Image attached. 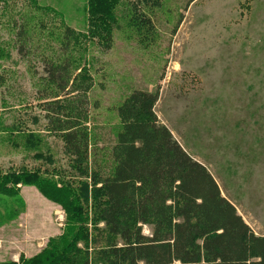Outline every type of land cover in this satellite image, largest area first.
<instances>
[{
	"label": "rangeland",
	"instance_id": "rangeland-1",
	"mask_svg": "<svg viewBox=\"0 0 264 264\" xmlns=\"http://www.w3.org/2000/svg\"><path fill=\"white\" fill-rule=\"evenodd\" d=\"M126 3L117 8L110 48L81 39L83 46L72 50L63 45L64 27L87 35L88 0H0V178L26 169L81 192L71 156L48 129L39 92L44 62L61 61L68 50L76 65L87 67L93 85L83 107L97 153L114 145L120 105L135 91L158 92L159 122L264 236V0H166L151 18L156 32L144 45L124 20ZM29 133L36 144L27 149ZM14 191L0 190V264L37 256L67 228L64 207L36 186L19 184ZM90 204L91 238H104ZM142 229L152 236L149 226ZM103 245L91 243L90 254Z\"/></svg>",
	"mask_w": 264,
	"mask_h": 264
},
{
	"label": "trees",
	"instance_id": "trees-1",
	"mask_svg": "<svg viewBox=\"0 0 264 264\" xmlns=\"http://www.w3.org/2000/svg\"><path fill=\"white\" fill-rule=\"evenodd\" d=\"M165 1L127 0L123 17L142 45L153 39L156 27L151 18ZM120 3L88 0L87 35L65 26L63 45L76 50L85 39L110 48ZM67 54L65 50L61 61L44 62L39 92L44 94L48 129L59 134L71 156L81 192L65 183L58 187L26 169L0 178L2 193L14 195L19 184L36 186L67 212L64 234L20 264H264V236L253 232L208 169L159 122L154 111L158 92H133L117 109L120 124L113 147L97 153L83 107V97L93 87L91 78L87 67L76 65ZM35 137L26 135L27 149L34 147ZM90 202L93 224H104V238H91L87 228ZM143 225L152 229L151 237L143 235ZM97 242L104 245L90 254V244Z\"/></svg>",
	"mask_w": 264,
	"mask_h": 264
},
{
	"label": "crops",
	"instance_id": "crops-1",
	"mask_svg": "<svg viewBox=\"0 0 264 264\" xmlns=\"http://www.w3.org/2000/svg\"><path fill=\"white\" fill-rule=\"evenodd\" d=\"M0 232H2V230H0ZM15 240V242L17 243V245H18V247L21 249V242L18 240V239H14ZM3 242H4V240H2V237H1V235H0V250H2V248H3ZM11 243H12V241H11ZM22 243H23V247H25L26 246V242L24 241V240H22ZM10 249V247L9 248H5V251H7V250H9ZM29 250H31V248H29ZM22 251V249L20 250V252ZM23 252V251H22ZM24 252H27L28 253V251H24ZM3 255V253L2 252H0V256H2ZM14 255H17V253L16 254H14Z\"/></svg>",
	"mask_w": 264,
	"mask_h": 264
}]
</instances>
